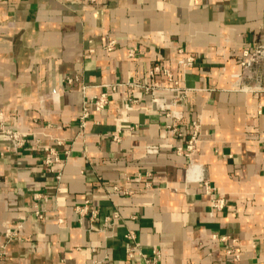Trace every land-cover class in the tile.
Here are the masks:
<instances>
[{
  "label": "crops",
  "instance_id": "crops-1",
  "mask_svg": "<svg viewBox=\"0 0 264 264\" xmlns=\"http://www.w3.org/2000/svg\"><path fill=\"white\" fill-rule=\"evenodd\" d=\"M258 45L264 0H0V264H264Z\"/></svg>",
  "mask_w": 264,
  "mask_h": 264
},
{
  "label": "built area",
  "instance_id": "built-area-1",
  "mask_svg": "<svg viewBox=\"0 0 264 264\" xmlns=\"http://www.w3.org/2000/svg\"><path fill=\"white\" fill-rule=\"evenodd\" d=\"M115 46H116V42H111L106 47V49H107V51L111 52L115 49ZM243 56H244V60L240 63L243 71L251 69L256 64H260V63L264 64V45H258L256 47H254L253 52L245 51ZM180 64L183 67H193L195 65V60H194V58H187L186 60L181 61ZM161 74L164 75L165 77H167L169 80H172V78H173L171 72L167 69H164L160 65H156L155 67H153L149 71V78L151 80H153L157 75H161ZM119 86H122V85H118L117 87H119ZM133 86H135V85H133ZM155 87H157L156 84L155 85L152 84L151 86H149L147 88L148 92L151 90V88H155ZM242 89L244 91H247V92L260 90V88H253V87L249 88V87H245V86H243ZM154 102L157 104V106H160L161 109H163V110L165 109V106L161 105L160 100H158L157 98H155ZM108 105H109V97H108L107 93H103L101 95L94 96L92 98H88L82 106V111H81V114H80L79 119H78L80 129L84 132L87 129L88 121L91 117V114L93 112L104 111L108 107ZM170 112H171L170 116L174 120V122L172 124V130H173V132H177L178 124L181 123V121L183 120V114H182V112H179L176 110H171ZM198 132H199V126L194 124V134H193L191 140L189 141V144L187 147V149L190 153L195 148V144H196L197 138H198L197 137ZM5 134L9 137L10 140H12L15 143V145L17 147H22L24 145V140L26 138L25 135L19 134L17 132H12V131H5ZM115 140H118V138L116 137ZM43 150L45 152H47L50 155V157L57 158V152L55 151V149L43 147ZM68 154L69 153H67V155ZM52 163H53V160L51 158H48L47 164L51 165ZM61 180H62V175L59 174L57 176V181L60 182ZM212 192H213L212 189H210V187L208 186V193L211 195ZM212 202H213V208L215 210H221L222 208H224L226 206V202L223 199H215ZM77 211L80 215H84V214H86L87 206H85L83 208H78ZM128 238L131 240H134V236L132 234H130L128 236ZM224 240H226V239H224ZM138 250H139V246L135 245L133 247V249H131L129 252L130 256L133 257L134 254ZM160 258H161L160 253L157 250H154L151 258L145 257V263L146 264H158V261Z\"/></svg>",
  "mask_w": 264,
  "mask_h": 264
}]
</instances>
